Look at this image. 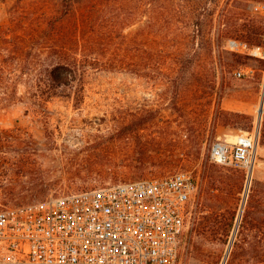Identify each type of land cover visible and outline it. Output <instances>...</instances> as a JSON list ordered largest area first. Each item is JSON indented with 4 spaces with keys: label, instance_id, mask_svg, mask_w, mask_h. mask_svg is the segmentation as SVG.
I'll return each mask as SVG.
<instances>
[{
    "label": "rangeland",
    "instance_id": "obj_1",
    "mask_svg": "<svg viewBox=\"0 0 264 264\" xmlns=\"http://www.w3.org/2000/svg\"><path fill=\"white\" fill-rule=\"evenodd\" d=\"M33 1L28 7L37 12L60 4ZM128 2L125 22L109 11L107 21L60 37L78 73L37 106L40 111L27 96L0 103V207L179 169L202 180L204 166L234 167L210 159L213 141L232 143L236 134L253 132L250 172L211 191L220 197L200 192L192 207L181 264H222L242 200L257 188L264 201V141L257 129L264 104V0ZM9 4L0 1V24ZM19 89L24 95L25 86ZM35 190H41L36 198ZM210 202L227 225L207 237L199 224ZM251 261L244 246L233 264Z\"/></svg>",
    "mask_w": 264,
    "mask_h": 264
},
{
    "label": "built area",
    "instance_id": "obj_2",
    "mask_svg": "<svg viewBox=\"0 0 264 264\" xmlns=\"http://www.w3.org/2000/svg\"><path fill=\"white\" fill-rule=\"evenodd\" d=\"M254 148L240 132L209 155L249 173ZM201 185L179 169L0 207V264H181Z\"/></svg>",
    "mask_w": 264,
    "mask_h": 264
},
{
    "label": "trees",
    "instance_id": "obj_3",
    "mask_svg": "<svg viewBox=\"0 0 264 264\" xmlns=\"http://www.w3.org/2000/svg\"><path fill=\"white\" fill-rule=\"evenodd\" d=\"M9 1L7 21L0 24V103L23 101L27 96L34 111H40L37 106L55 95L59 86L68 85L76 79L78 70L69 65V51L60 37L74 30L80 31L85 25L98 24V19L100 22L107 21L111 12H115V18L123 23L132 8L128 0H60L53 12H37L28 7L34 3L33 0ZM102 11L105 13L100 17ZM109 11L108 16L106 12ZM237 62H229L228 71ZM20 84L25 86L24 95L19 89ZM249 126H253L252 120H249ZM259 133L264 141V113ZM244 176V172L238 168L213 164L206 169L204 166L201 193L216 196L211 191L217 189L219 184L221 188L226 187L235 180L241 182ZM40 193L41 190H35L33 197H38ZM261 198L257 188L251 189L244 203L237 238L232 243L227 264H233L238 259L244 246L251 253L252 261L249 264H264V201ZM215 206V203H207L211 212L199 224V231L207 237L223 232L227 225L226 216L218 212ZM249 228H253V231L245 232ZM249 234L250 239L247 238Z\"/></svg>",
    "mask_w": 264,
    "mask_h": 264
},
{
    "label": "water",
    "instance_id": "obj_4",
    "mask_svg": "<svg viewBox=\"0 0 264 264\" xmlns=\"http://www.w3.org/2000/svg\"><path fill=\"white\" fill-rule=\"evenodd\" d=\"M263 94H264V90H263ZM263 112V100H261L260 104H259V108H258V120H257V129L259 127V122H260V119H261V113ZM248 187V183L246 185V189ZM246 189H245V196H246ZM245 203V198L242 200V203H241V207L239 209V214H238V218H237V222H236V225H235V228L233 230V233H232V236L230 238V241L228 243V247H227V250H226V253H225V256L223 258V261H222V264H224L226 258H227V255L228 253L230 252V249H231V246H232V243H233V240H234V236L236 234V230H237V226H238V222H239V218L241 216V213L243 211V205Z\"/></svg>",
    "mask_w": 264,
    "mask_h": 264
}]
</instances>
